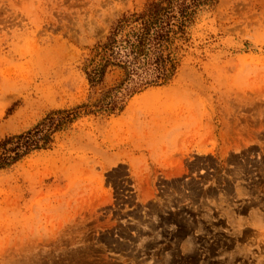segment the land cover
<instances>
[{"label":"rangeland","instance_id":"374dc122","mask_svg":"<svg viewBox=\"0 0 264 264\" xmlns=\"http://www.w3.org/2000/svg\"><path fill=\"white\" fill-rule=\"evenodd\" d=\"M146 1L0 0V138L87 101L90 48ZM188 36L169 83L0 171V264H264V0Z\"/></svg>","mask_w":264,"mask_h":264},{"label":"trees","instance_id":"16d2710c","mask_svg":"<svg viewBox=\"0 0 264 264\" xmlns=\"http://www.w3.org/2000/svg\"><path fill=\"white\" fill-rule=\"evenodd\" d=\"M216 2L147 0L139 10L123 12L105 37L90 48L83 63L90 90L87 101L50 110L30 128L0 138V171L49 148L54 134L81 116L118 114L134 94L169 83L196 15ZM114 75L108 84V77Z\"/></svg>","mask_w":264,"mask_h":264}]
</instances>
